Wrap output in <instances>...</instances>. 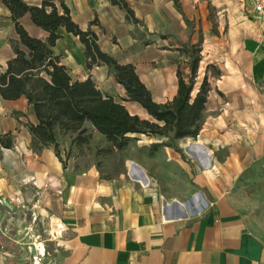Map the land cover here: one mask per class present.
Masks as SVG:
<instances>
[{"label":"crops","instance_id":"0c3cea01","mask_svg":"<svg viewBox=\"0 0 264 264\" xmlns=\"http://www.w3.org/2000/svg\"><path fill=\"white\" fill-rule=\"evenodd\" d=\"M126 1L138 23L129 20L126 11L112 0H65L82 29L97 19L91 28L101 49L121 64H133L156 102L165 103L177 94V70L187 61L178 48L202 41L200 71L208 64L221 70L215 82L210 79L212 90L205 115L218 109L216 118L234 119L251 104L264 111V48L233 46L229 32L214 30V21L231 24L251 15L260 28L254 25L250 33L264 43V20L249 0ZM0 4L12 25L8 32L0 31V46L10 47L8 38L15 36L14 24L8 8L1 0ZM20 21L32 36H47L29 13ZM60 31L62 38L54 52L63 56L74 80L90 77L131 114L150 119L140 104L124 100L126 89L107 65L88 68L79 37L63 28ZM247 33L236 34L242 39ZM12 56L0 65V72ZM238 96L245 98L240 108ZM37 122L26 98L0 99V134L11 133L14 138L13 147H1L0 152V210L6 205L14 208L16 199L23 200L22 189L33 185L48 202L45 211L58 223L62 235L59 264H264V239L250 228L232 194L237 171L227 168L217 174L214 169L187 164L172 147L160 145L158 135L132 134L126 149L107 153L103 150L110 142L89 122L85 124L88 142L77 144V133L58 131L60 155L53 146L34 151L28 125ZM217 129L205 127L198 137L204 140L216 135ZM155 144L159 146L154 151ZM90 151L92 160H88ZM116 156L123 171L110 172L107 167ZM131 166L138 171L137 179L125 173ZM186 169L192 181L186 183L185 190L165 189L163 184L179 182L183 175L178 172ZM139 176L147 181L141 183ZM2 264L14 261L3 257Z\"/></svg>","mask_w":264,"mask_h":264},{"label":"trees","instance_id":"16d2710c","mask_svg":"<svg viewBox=\"0 0 264 264\" xmlns=\"http://www.w3.org/2000/svg\"><path fill=\"white\" fill-rule=\"evenodd\" d=\"M1 2L11 13L15 36L8 38L13 56L7 61L5 70L0 72V99L24 97L34 109L38 122L28 125L34 151L53 146L60 155L58 131L77 133L74 138L77 144L88 142L87 122L110 142V147L103 150L107 153L126 149L132 134L158 135L174 140L198 137L212 90L210 76L221 75L218 66L208 64L197 85L203 60L202 41L184 43L178 48L187 59L189 73L185 75L179 66L177 94L170 101L158 103L133 64H121L101 49L98 36L91 28L97 19L88 29H82L74 21L65 0H41L37 4L28 0ZM112 2L126 11L129 20L139 22L126 0ZM28 13L32 22L47 33L45 38L32 36L21 23L20 19ZM62 28L80 38L85 46L88 68L107 65L117 82L126 89L127 98L124 100L140 104L150 119L131 114L124 104L104 94L90 77L85 80L72 78L63 63V56L54 52L57 41L62 38ZM211 69L215 72L209 74ZM13 145L11 133L0 134V147L12 148ZM158 146L155 144L153 150Z\"/></svg>","mask_w":264,"mask_h":264},{"label":"rangeland","instance_id":"374dc122","mask_svg":"<svg viewBox=\"0 0 264 264\" xmlns=\"http://www.w3.org/2000/svg\"><path fill=\"white\" fill-rule=\"evenodd\" d=\"M28 1L34 2V0ZM214 16L215 14L212 13L211 17ZM255 22L257 24H253ZM254 25L260 28L255 17L249 15L248 19L245 18L242 22L231 24L225 20L214 21V30L229 32L233 37V46L264 48V43L262 41L257 42L250 33ZM10 28L12 25L0 4V31L6 33ZM261 29L264 30V26ZM245 32H248L245 38H238V33ZM11 33L9 35L13 34ZM12 54L10 47L1 45L0 65ZM182 62L184 63L182 67L184 74L187 75V66L185 65L187 63L186 61ZM203 67L197 85L200 84L206 72V67L204 65ZM230 71L235 74L238 73L234 69ZM214 72V69H211L209 74ZM232 77L239 78L238 75H232ZM214 78L216 77L210 76L212 81ZM243 89L247 90V88ZM237 101L238 108H240L244 105L245 98L238 96ZM218 113V109L209 110L204 115L202 127V129L210 126L218 127L216 135L204 138V140L199 137L179 140H174L172 137H161L162 143L160 145L172 147L178 152L181 160L187 164H195L201 170L211 168L217 174L226 171L227 168L237 171L233 180L232 194L242 213L246 216L250 228L264 239V111H260L256 104H251L248 111L237 113L238 117L234 119L216 118ZM206 122L208 125L205 124ZM197 142L202 146L204 155L213 164L212 167H206L201 163L202 154L192 148L193 144ZM92 156L90 151L88 160H92ZM109 164L110 166L107 168L110 172L123 171L120 157H113ZM160 170L162 171V168ZM125 171L129 177L137 179V174H131L129 168H126ZM178 174L183 175L182 179L179 182L163 184L165 189L171 192L185 190L186 183L189 184V181H192L190 180V173L186 169L184 172L179 171ZM160 186V183L157 184V188L161 189ZM36 191L33 185H26L21 192L23 200L16 199L14 208H8L7 205L1 208L0 241L3 246L2 256L13 260L14 264H20L22 260H25L27 264H32L35 261L34 257L40 258L42 255L37 264H59L62 235L58 232V223L52 220V216L45 211L48 208V202ZM197 192L201 191L195 193Z\"/></svg>","mask_w":264,"mask_h":264},{"label":"built area","instance_id":"2783aa9c","mask_svg":"<svg viewBox=\"0 0 264 264\" xmlns=\"http://www.w3.org/2000/svg\"><path fill=\"white\" fill-rule=\"evenodd\" d=\"M249 1L252 5L254 12L257 14V16L260 19L264 20V0H249ZM2 253H3V246L0 241V264H2V260H3ZM41 258H42V255L40 258L34 257L35 259L34 264H37V261L40 260Z\"/></svg>","mask_w":264,"mask_h":264},{"label":"bare ground","instance_id":"6f19581e","mask_svg":"<svg viewBox=\"0 0 264 264\" xmlns=\"http://www.w3.org/2000/svg\"><path fill=\"white\" fill-rule=\"evenodd\" d=\"M192 148L195 150V151H197V152H199V153H201L202 155H201V163L203 164V165H205L206 167H210V164H209V159H208V157H206L205 155H204V153H202V148H201V145H200V143H194L193 144V146H192ZM130 173L131 174H138V171H136V169L133 167V166H131V168H130ZM146 180V178L145 177H143V176H139V181L141 182V183H144V181ZM147 181V180H146ZM146 184V183H145Z\"/></svg>","mask_w":264,"mask_h":264}]
</instances>
